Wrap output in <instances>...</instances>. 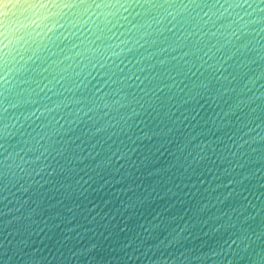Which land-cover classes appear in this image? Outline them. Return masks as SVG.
Segmentation results:
<instances>
[{
    "label": "water",
    "instance_id": "1",
    "mask_svg": "<svg viewBox=\"0 0 264 264\" xmlns=\"http://www.w3.org/2000/svg\"><path fill=\"white\" fill-rule=\"evenodd\" d=\"M205 2L0 5L4 264H260L264 11Z\"/></svg>",
    "mask_w": 264,
    "mask_h": 264
},
{
    "label": "snow or ice",
    "instance_id": "2",
    "mask_svg": "<svg viewBox=\"0 0 264 264\" xmlns=\"http://www.w3.org/2000/svg\"><path fill=\"white\" fill-rule=\"evenodd\" d=\"M17 3H21L26 5L25 10L28 9H36L37 11L41 9H47L50 5L51 6H60L63 5L64 8H82L85 12L92 8H100L101 4L96 3V0H15ZM13 4V0H0V5H3L5 8H8L10 5ZM119 5L120 7L124 8L125 11L128 10V8H144L146 11H149L151 9H157V8H164L167 7H178L182 10H188L192 9L195 10L197 8H202L204 6H208L209 2H205V0H124L123 3L120 2V0H116L115 4H112V6ZM256 0H252L250 3L249 0H233V6L239 7L242 9L247 8H253L256 6ZM108 6V5H104ZM212 7H216V4H211ZM260 10L264 11V0H259ZM0 27H3L0 25ZM2 34V33H0ZM7 47V45H5ZM119 69V66H117ZM120 73L124 72V69H119ZM113 75H116V73H113ZM124 79H132V76H124ZM136 79L139 80L140 77L136 76ZM113 83H116V81H113ZM143 83V81H141ZM165 87H170L169 85H164ZM87 87V86H85ZM149 85H145V92L146 94L150 91ZM159 98V97H158ZM163 105V101H162ZM125 105H121V107H124ZM133 112L135 113V109H133ZM7 127V126H5ZM103 129L97 128L96 131H102ZM168 131H172L171 128H168ZM64 145H67V141L64 142ZM2 147V145H0ZM63 147V145H62ZM29 151L35 152L38 151V149H29ZM47 151V149H45ZM62 154V153H61ZM2 155V154H0ZM41 156H43V153L40 154V156H35L33 159V163L40 160ZM74 156V153H71L69 157H66V159H72ZM23 159V158H21ZM47 159V157H45ZM49 175H52L51 172L48 173ZM36 175H40L39 172L36 173ZM79 181H77L78 183ZM43 187V186H41ZM27 191V189H25ZM123 230V229H122ZM8 245L7 237H4L3 240H0V264H4V256L6 249ZM127 247V246H126ZM95 249V245H93L91 248H89L87 251L92 252ZM127 254V253H126ZM131 258V257H130ZM260 264H264V257L261 258Z\"/></svg>",
    "mask_w": 264,
    "mask_h": 264
}]
</instances>
